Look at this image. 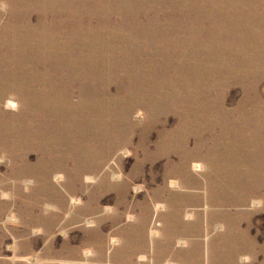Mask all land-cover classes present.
Returning <instances> with one entry per match:
<instances>
[{"label":"rangeland","instance_id":"374dc122","mask_svg":"<svg viewBox=\"0 0 264 264\" xmlns=\"http://www.w3.org/2000/svg\"><path fill=\"white\" fill-rule=\"evenodd\" d=\"M106 1L100 0L98 3L104 7L103 2ZM43 2L30 0L27 4L10 6L3 1L0 4V33H7L11 18L21 15L24 18L20 20L28 31L23 36L0 38L2 56L17 54L16 48L11 45L20 43L21 39L36 45L47 41L57 44V32L50 31V25L53 19L55 23L64 19L56 17V5ZM108 4H117L120 8L126 4L127 13L134 16L136 23L130 27L138 31L146 29V10H151L157 22L164 21L162 16L174 14L176 10L187 11L192 16L185 14L186 31L181 35L191 38L189 52H195V57L202 59L204 65L200 67L204 72L214 68L218 70L216 73L209 71L198 80L192 78L187 87L190 92L187 99L173 98L164 102L154 97L151 111L145 112L135 107L127 113L125 121L132 127H123L122 133L129 137L132 146L139 143L147 146L148 150L142 147L135 152L132 147L121 144L109 158L108 164L112 163L110 167L117 170L118 160L123 171L120 178L110 180L113 184L123 180L134 169L135 162L141 165L136 178L126 180V189L121 186L112 189L99 187L93 179L77 181L72 176L65 177L56 169L48 172L46 166L48 168L49 162L58 156V147H49L53 152L47 155L34 149L0 148V264H264V202L256 206L243 203L248 195L255 197V200L264 198V174L244 175L245 171H249L248 164L233 167L232 192L229 191L226 198L229 204L217 202L213 205L218 194L207 192L217 189V183L221 186V180L206 182L203 177L191 172L199 183L188 182L185 184L187 188L175 189L162 179L165 159H145L148 151L155 154L159 145L161 148L168 145L172 130L185 111L192 113V109H202V104H215L220 113L212 110L202 112L200 118L189 115L182 120L194 125L190 128L192 132L196 129L199 131L203 148L207 146L211 149L213 143L216 150L225 152L227 145L222 136L225 133L232 137V150L239 155L264 154V95L245 99L244 89L227 79L233 77L234 73L232 75L226 68L234 66L237 72H241L237 78L244 82L260 81L259 90L264 92V0H110ZM140 7L144 9L139 10ZM201 10L205 11V15L200 13ZM122 11L119 16L110 14V20L121 23L124 15ZM89 21L85 20L80 26L86 32L83 34H88L92 23ZM171 21L177 22L179 18ZM126 23L129 25V21ZM142 25L145 27H140ZM196 25L202 26V32L196 31ZM123 27L128 29L125 23L120 26ZM41 28L48 29V35L42 36L38 32ZM152 29L150 25L149 30ZM103 33L98 32L96 35ZM20 52H30L29 55L34 58L40 49L26 46ZM115 55L116 50L106 52L107 59ZM161 56L164 53H160L159 58ZM259 57H263L262 61ZM49 60L46 66H36L38 61L32 59L22 68L35 75L45 74L51 79L52 76L71 72L70 66L60 68L52 62L53 59ZM194 61V54L185 57L182 51L176 59V62L188 66H192ZM233 62L236 64L233 65ZM114 63L115 60L106 66L111 67ZM17 68L7 69L8 73L11 72L9 79L13 74L16 75ZM163 74L170 75L172 71L163 70L156 76L159 79ZM153 79L150 75L145 83L153 85ZM182 79L184 81L185 76ZM132 82L134 77L131 76L127 83ZM158 83L162 90H166ZM194 85L200 88V92L194 90ZM76 90L77 86L70 89L69 98L73 101L79 99ZM67 92L64 90V93ZM116 97L112 90L105 99ZM10 107L0 102V124L11 130L20 119L22 109L18 105L12 109ZM254 107L259 110L255 111ZM184 148H193L192 137L187 139ZM174 149L180 150L182 147L176 145ZM25 155L28 156V165L23 161ZM253 167L258 168L255 165ZM216 170L218 166L213 165L206 172L217 178L214 176ZM171 196L172 203L166 204L165 200ZM176 211L180 215V222L171 221ZM218 211L231 214L229 232L220 217L216 216ZM173 230L183 231L192 241L183 245L178 244V241L171 243L168 240ZM217 234L218 240L212 243L207 241ZM196 235L198 244L193 243ZM195 252L197 255L193 256Z\"/></svg>","mask_w":264,"mask_h":264},{"label":"bare ground","instance_id":"6f19581e","mask_svg":"<svg viewBox=\"0 0 264 264\" xmlns=\"http://www.w3.org/2000/svg\"><path fill=\"white\" fill-rule=\"evenodd\" d=\"M3 1L7 5L17 6L24 3L27 4L30 0H0V4ZM43 1L44 4L50 3V5H56V17L64 19L60 23H55L53 19L50 25V31L55 30L57 32V44H54L53 41H47L39 42L36 45L29 44L27 41L24 42L21 39L20 43H16L14 46L13 44L11 45L13 48H16L17 54L10 53L6 55V60V57L0 54V102L6 103V105L12 108L18 105L22 109L19 113L20 119L18 121L16 120L17 124L13 129L10 130L6 125L0 124V148L9 147L10 150L34 149L42 155H47L53 152V150L48 149L49 147H58L60 149L57 152L58 156L49 162L48 168L46 166L48 172L51 169H56L63 173L65 177L72 176L77 181L83 178L93 179L97 181L99 187L112 189L114 186H121L126 189V180L133 179L138 174V170L141 169V165L135 162L134 169L123 180L113 184L110 183V180L120 178L123 171L121 163L118 160L117 170L110 167L109 164L112 163L108 164L109 158L115 154L121 144L132 147L135 152L139 151L142 147L148 150L147 146L139 143L132 146V141L129 137L125 136L124 132L122 133L123 127L125 129L132 127L125 121L124 117L127 113L131 112L135 107L142 108L145 112L151 111L150 105L154 97L156 100L164 102L171 101L173 98L187 99L190 95L187 87L192 78L198 80L207 72L213 71L216 73L218 69L214 68L204 72L203 68L200 67L204 65L202 59H199L198 56V60L195 57V52H189L190 48L188 43L191 41V38L187 35H181V33L186 31L184 16L188 13L183 9L176 10L174 14L162 16L164 19L162 22L155 21V17L151 15V10H146L144 14L146 16V29L144 31H138L130 27L132 24L136 25V23L134 16H130L127 13L126 4H123L120 8V5L108 4L110 0L103 2L105 3L104 7L99 5L98 2L100 0ZM126 1L129 2L130 0ZM139 6H142V4L139 3ZM143 9V7L139 8V10ZM113 10L115 12H112ZM121 10L124 13L123 18L121 17L122 22L117 21V24L112 22L109 15L114 13V16H119ZM202 12L203 10L200 11V13ZM194 14L196 13L194 12ZM202 15H205V11ZM21 17L22 15L12 17L9 21L10 24L7 33H0V38L23 36L26 34L28 31L22 23V20H20ZM175 18H179V21L172 22L171 20ZM89 19L92 23H90V28L87 30L88 34H83L82 32H86L82 31L80 26H83L84 21H89ZM127 21H129V25L126 23ZM123 23L128 26V29L125 27L120 28ZM150 25L153 26L152 31L149 30ZM145 26L142 25L140 27ZM196 31L202 32V26L196 25ZM38 32L42 36L48 35V29L46 28H41ZM98 32L104 33L96 35ZM26 46L36 49L39 48L40 53L34 55L35 57L33 58V56L29 55L32 50L27 53L20 52ZM111 50H116V55L112 59H107L106 52ZM180 51H182L185 57L189 54H194L195 61L192 66H188L186 63L182 64V62H176ZM160 53H164V56H161V58H159ZM82 54L83 57H81ZM16 57L17 59H15ZM32 59L38 61V63H35L37 64L36 66L39 64L46 66L50 62L49 59H53L52 62L56 63L57 67L70 66L71 72L66 75L60 74L59 76H52V79L45 74L35 75L32 71H27L22 68L29 62L31 63ZM258 59L262 61L263 57H259ZM114 60V65L111 67L106 66ZM235 64L236 62H233V65ZM10 67H18L16 75L13 74L11 79H9L11 72H7V69ZM226 68L232 75L234 73L233 77L230 76L227 79L233 82V84L240 85L244 89L245 99H254L264 95V92L259 90L260 81L255 83L244 82L237 78L241 72H237L234 66H226ZM163 70H171L172 74H163L158 79L156 74L162 73ZM150 75L154 78L153 85L145 83ZM131 76L134 77V82L128 84L127 80ZM184 76L185 79L183 81L182 78ZM163 81L169 82L163 83ZM158 82L166 90H162ZM49 85L53 87L49 88ZM73 86H77L76 92L79 99L76 101L69 98L70 89ZM193 88L197 92H200V88L197 85H194ZM64 90H68V92L64 93ZM112 90L113 94L115 93L117 97L110 100L105 99ZM201 107L202 109L200 107L192 109V113L185 111L172 130L168 145L165 148H161L159 145L158 152L155 154L148 151L145 159L152 157L157 159L164 158L165 163L162 179L175 187V189L187 188L185 184L188 182L199 183L191 172L203 177L206 182H212L213 179L215 181L221 180V186L217 183V189L214 191L210 190L207 193L218 194L216 202L214 204L211 202L213 205L217 202L221 205L229 204L230 201L227 200V196L229 195V191L232 192L231 178L233 176V167L248 164L249 167L247 168H249V171H245L244 175L260 176L264 174V154L250 153L247 156L244 154L239 155L232 150V137L225 133L222 135L227 145L225 152L216 150L215 144L213 143L211 149L207 146L203 148L200 144L199 131L196 129V131L192 132L190 128L194 127V125L182 120L189 115L192 118H200L202 112L207 113L212 110L220 113V109L215 104H202ZM254 110L259 109L254 107ZM189 137L193 138V148L186 150L184 147ZM212 139L214 140V137ZM216 140L218 145V137H216ZM176 145L181 146L182 149H174ZM202 148L203 153H201ZM23 161L25 165L29 164L27 155L24 156ZM134 161L136 160L134 159ZM213 165L218 166V170L214 174L217 178L209 176L206 172ZM254 165L258 166V168L253 167ZM171 199L172 196L168 200H165V203L169 204ZM261 202L263 204L264 198L255 200V197H250L249 195L243 200L244 204L250 203L252 206H256ZM230 215L220 211L216 215L218 218L220 217L221 223L227 231L231 228L232 224ZM171 221L180 222V215L177 214V211ZM215 231L217 230L215 229ZM197 236L193 241L195 244L199 243ZM218 237L219 234L208 238L207 241L210 243L215 242ZM168 241L171 243L178 241V244L183 245L192 240L183 231L173 230ZM85 255H87V252H85ZM196 255L197 252L193 256Z\"/></svg>","mask_w":264,"mask_h":264}]
</instances>
